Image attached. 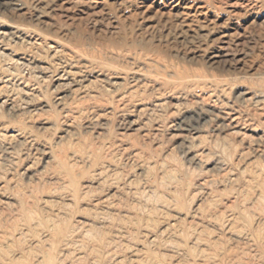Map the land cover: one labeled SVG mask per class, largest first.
Instances as JSON below:
<instances>
[{
  "label": "rangeland",
  "instance_id": "rangeland-1",
  "mask_svg": "<svg viewBox=\"0 0 264 264\" xmlns=\"http://www.w3.org/2000/svg\"><path fill=\"white\" fill-rule=\"evenodd\" d=\"M0 264H264V0H0Z\"/></svg>",
  "mask_w": 264,
  "mask_h": 264
}]
</instances>
